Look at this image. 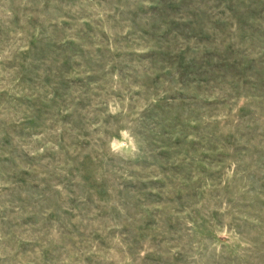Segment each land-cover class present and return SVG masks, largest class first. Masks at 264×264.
I'll list each match as a JSON object with an SVG mask.
<instances>
[{
    "label": "rangeland",
    "instance_id": "obj_1",
    "mask_svg": "<svg viewBox=\"0 0 264 264\" xmlns=\"http://www.w3.org/2000/svg\"><path fill=\"white\" fill-rule=\"evenodd\" d=\"M0 264H264V0H0Z\"/></svg>",
    "mask_w": 264,
    "mask_h": 264
}]
</instances>
